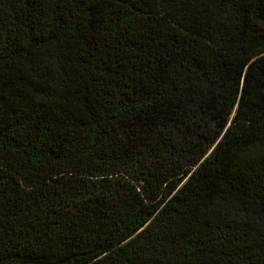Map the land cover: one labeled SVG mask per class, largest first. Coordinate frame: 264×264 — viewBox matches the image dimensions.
Instances as JSON below:
<instances>
[{
  "label": "trees",
  "instance_id": "1",
  "mask_svg": "<svg viewBox=\"0 0 264 264\" xmlns=\"http://www.w3.org/2000/svg\"><path fill=\"white\" fill-rule=\"evenodd\" d=\"M0 264H264V0H0Z\"/></svg>",
  "mask_w": 264,
  "mask_h": 264
}]
</instances>
